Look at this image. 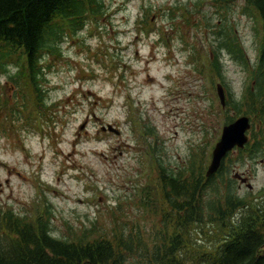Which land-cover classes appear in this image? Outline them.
I'll list each match as a JSON object with an SVG mask.
<instances>
[{"label":"rangeland","instance_id":"rangeland-1","mask_svg":"<svg viewBox=\"0 0 264 264\" xmlns=\"http://www.w3.org/2000/svg\"><path fill=\"white\" fill-rule=\"evenodd\" d=\"M102 2L97 21L63 36L58 56L41 58L45 105L35 102L24 63L19 77L0 75V99L15 112L0 108V209L35 226L49 208L52 236L60 239L84 230L110 236L123 227L126 234L138 228L143 241L159 245L168 229L151 208L163 199L146 145L151 150L156 143L163 166L201 161L206 167L222 127L214 94L219 81L209 71L211 33L227 23L252 64L263 29L245 0ZM216 53L225 97L242 99L249 73L218 46ZM106 125L119 136L101 132ZM147 129L154 133L146 136ZM256 153L231 152L226 164L230 176L246 179L235 180L239 196L258 203L264 200V148Z\"/></svg>","mask_w":264,"mask_h":264},{"label":"trees","instance_id":"trees-1","mask_svg":"<svg viewBox=\"0 0 264 264\" xmlns=\"http://www.w3.org/2000/svg\"><path fill=\"white\" fill-rule=\"evenodd\" d=\"M245 4L257 13L263 29L255 62L248 65L241 44L224 23L211 33L215 40L210 45L209 71L226 89L218 46L250 74L242 104L229 93L224 106L219 104L220 124L242 114L264 130V0H245ZM103 5L102 0H0V73L11 81L21 75L24 63L31 94L35 102L45 105L38 67L43 64L41 58L58 56V41L66 34L76 35L89 19L97 21ZM10 65L17 69L13 75H8ZM241 107L245 108L242 113ZM0 108L15 113L3 99ZM153 133L145 130L146 136ZM150 147L163 199L161 204L151 203V208L163 215L161 223L168 229L159 245L143 241L138 228L126 234L123 227L110 236L84 230L72 240L60 239L52 236L49 208L37 216L35 226L0 209V264H264V200L256 203L239 196L227 159L207 177L201 163L161 165L156 143ZM260 148H264V135L252 132L250 144L238 153L254 157Z\"/></svg>","mask_w":264,"mask_h":264},{"label":"water","instance_id":"water-1","mask_svg":"<svg viewBox=\"0 0 264 264\" xmlns=\"http://www.w3.org/2000/svg\"><path fill=\"white\" fill-rule=\"evenodd\" d=\"M217 88L220 98L223 99L221 88L219 86ZM248 129V119L244 117L239 118L229 126L223 127L221 138L215 144V147L212 151V160L206 172L207 177L217 171L221 159L229 150H231L234 146L243 147L246 142L245 132ZM108 131L117 134V131L110 126H108ZM234 178L238 179L241 183L246 182V179L237 174L234 175Z\"/></svg>","mask_w":264,"mask_h":264}]
</instances>
